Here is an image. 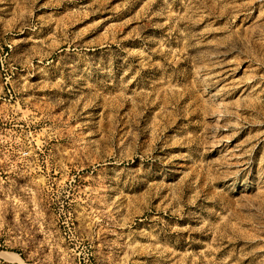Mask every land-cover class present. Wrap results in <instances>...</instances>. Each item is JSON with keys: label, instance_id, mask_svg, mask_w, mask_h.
<instances>
[{"label": "rangeland", "instance_id": "obj_1", "mask_svg": "<svg viewBox=\"0 0 264 264\" xmlns=\"http://www.w3.org/2000/svg\"><path fill=\"white\" fill-rule=\"evenodd\" d=\"M0 264H264V0H0Z\"/></svg>", "mask_w": 264, "mask_h": 264}]
</instances>
